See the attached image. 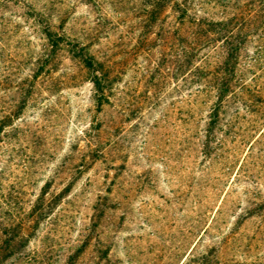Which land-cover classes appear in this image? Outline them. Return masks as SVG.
<instances>
[{"label":"rangeland","instance_id":"374dc122","mask_svg":"<svg viewBox=\"0 0 264 264\" xmlns=\"http://www.w3.org/2000/svg\"><path fill=\"white\" fill-rule=\"evenodd\" d=\"M174 1L0 0V264H264V25L187 0L231 23L249 86L206 158Z\"/></svg>","mask_w":264,"mask_h":264},{"label":"trees","instance_id":"16d2710c","mask_svg":"<svg viewBox=\"0 0 264 264\" xmlns=\"http://www.w3.org/2000/svg\"><path fill=\"white\" fill-rule=\"evenodd\" d=\"M263 8L264 0H253L252 28L254 26L259 28L260 24L264 25ZM193 10L187 0L174 1L173 11L177 15L180 26H186L189 30L188 65L193 67L199 55L201 53L204 55L203 65L199 66L192 75L202 78L203 86L200 96L203 99L202 104L205 103L209 108L206 121L207 135L203 142V154L209 158L213 154V144L216 142L214 132L220 123L221 115L226 113L227 97L235 95L238 90L242 95H248L249 86L244 80L243 67H241L243 40L231 31V23L211 22L199 18L196 10L194 12ZM223 30L227 32L224 33ZM258 42L263 43L264 36H259ZM218 50H221L222 57L218 56ZM214 54L217 55V60L210 62L209 60L214 59ZM88 65L92 66L91 61H88ZM93 83L103 96L102 82L95 77ZM243 106L248 110L246 103H243Z\"/></svg>","mask_w":264,"mask_h":264}]
</instances>
